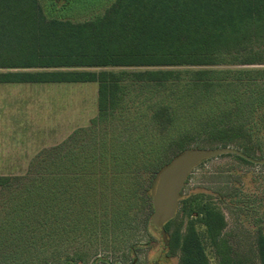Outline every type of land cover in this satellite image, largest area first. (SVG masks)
Masks as SVG:
<instances>
[{
	"label": "rangeland",
	"instance_id": "1",
	"mask_svg": "<svg viewBox=\"0 0 264 264\" xmlns=\"http://www.w3.org/2000/svg\"><path fill=\"white\" fill-rule=\"evenodd\" d=\"M39 1L46 12L58 15L49 9L51 0ZM113 2L67 0L68 6L58 12L83 22L103 14ZM105 71L108 87L99 111L97 82L0 85L1 176L35 172L39 161L43 164L36 157L39 152L58 143L60 153L68 151L58 168L64 178L60 207H54L60 226H54L52 209L42 218L38 206L34 212L29 209L36 219L22 228L11 227L19 217L0 220V264H178L179 251H168V237L174 229L183 233L189 222L209 264L257 262V237L264 233V163H247L233 153L199 163L181 191L166 246L150 222L159 171L143 164L153 162L151 141L169 142L163 167L185 148L229 146L264 159V99L251 104L245 93L253 87L264 92V62L232 50L212 65L108 66ZM132 126L136 130L126 138ZM77 128L82 129L71 140ZM94 135L105 140V150L115 139L121 143L115 147L117 153L120 149L117 165L108 155L102 176L90 162ZM136 139L143 148L130 165L124 164L132 152L125 147ZM72 146L75 165L69 166ZM155 150L160 151V144ZM71 172L77 178L69 187L65 181ZM8 193H0V208L6 203V210L7 202L12 203ZM206 208L220 211L225 220L215 239L202 222Z\"/></svg>",
	"mask_w": 264,
	"mask_h": 264
},
{
	"label": "trees",
	"instance_id": "2",
	"mask_svg": "<svg viewBox=\"0 0 264 264\" xmlns=\"http://www.w3.org/2000/svg\"><path fill=\"white\" fill-rule=\"evenodd\" d=\"M67 6V0H51L49 9L58 14L52 15L45 11L39 0H0V84L97 82L99 111L105 106L108 87L105 67L108 66L212 65L220 61L223 53L232 50L240 55L246 53L250 61L264 62V0H114L103 14L83 22L63 17L60 13ZM245 93L251 104L264 99L261 87L256 91L254 87L249 88ZM79 129L72 132L71 140ZM128 130L126 138L136 128L132 126ZM145 132L147 135V128ZM98 136L94 135L92 139L96 144L90 162L96 165L98 176H102L101 168L108 155L110 163L113 160L117 165L120 149L117 153L115 147L121 143L115 139L111 149L105 150V140ZM141 141H130L125 147L132 152L124 164L130 165L139 156L140 146L143 148L144 144ZM165 143L151 141L154 159L144 166L157 172L161 170L169 142ZM159 144L160 151H156ZM60 148L61 144H58L39 152L36 157L41 158L43 164L39 161L40 169L35 172L18 177L0 175V193L7 189L12 200V203L7 202L8 210L6 203H1L0 212L4 217L0 220L11 221L19 217L18 223L11 227L22 228L28 221L36 219L32 218L29 209L33 211L38 206L42 218L52 209L54 226H60V217L54 207H60V182L64 178L58 168L68 154V151L60 153ZM75 158L72 146L69 166L74 164ZM76 178L71 172L65 184L72 187L69 182ZM202 212V222L215 239L225 226L223 214L212 208ZM172 224L174 219L165 224L166 232ZM256 245L257 262L229 260L226 264H264V233L259 232ZM167 247L169 252L179 251L178 264H209L193 222L187 224L183 233L179 229L170 231Z\"/></svg>",
	"mask_w": 264,
	"mask_h": 264
},
{
	"label": "water",
	"instance_id": "3",
	"mask_svg": "<svg viewBox=\"0 0 264 264\" xmlns=\"http://www.w3.org/2000/svg\"><path fill=\"white\" fill-rule=\"evenodd\" d=\"M224 153L236 154L253 163H264V159H254L241 150L229 146L212 149L185 148L159 171L151 199L150 222L160 230L165 246L167 245L165 224L176 214L180 194L188 175L202 161Z\"/></svg>",
	"mask_w": 264,
	"mask_h": 264
},
{
	"label": "crops",
	"instance_id": "4",
	"mask_svg": "<svg viewBox=\"0 0 264 264\" xmlns=\"http://www.w3.org/2000/svg\"><path fill=\"white\" fill-rule=\"evenodd\" d=\"M85 83H91V82H85ZM17 84H32V85H39V84H46V85H54V84H64V83H4V84H0V85H17ZM89 124V123H88ZM78 129V128H77ZM74 130H76V129H74ZM74 130H72V132L74 131ZM64 141V140H63ZM62 141V142H63ZM59 144V143H58ZM2 149H3V144H2V142H0V157H2L3 156V154H1L2 153Z\"/></svg>",
	"mask_w": 264,
	"mask_h": 264
}]
</instances>
